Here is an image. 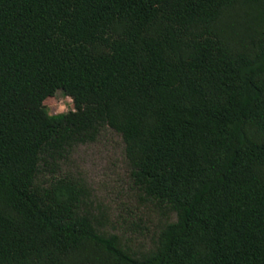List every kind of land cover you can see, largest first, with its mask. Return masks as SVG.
Segmentation results:
<instances>
[{"label": "trees", "instance_id": "16d2710c", "mask_svg": "<svg viewBox=\"0 0 264 264\" xmlns=\"http://www.w3.org/2000/svg\"><path fill=\"white\" fill-rule=\"evenodd\" d=\"M107 128L142 236L60 172ZM0 264H264V0H0Z\"/></svg>", "mask_w": 264, "mask_h": 264}, {"label": "rangeland", "instance_id": "374dc122", "mask_svg": "<svg viewBox=\"0 0 264 264\" xmlns=\"http://www.w3.org/2000/svg\"><path fill=\"white\" fill-rule=\"evenodd\" d=\"M50 114L73 109L71 95L57 91L43 101ZM60 172L80 174L90 186L95 202L118 228L136 230L142 236L159 213L144 202L125 163L121 137L104 129L93 142L77 145L60 163ZM135 228H134V227Z\"/></svg>", "mask_w": 264, "mask_h": 264}]
</instances>
